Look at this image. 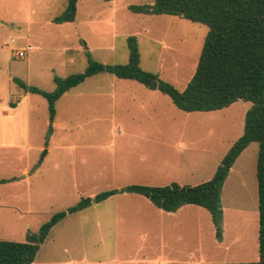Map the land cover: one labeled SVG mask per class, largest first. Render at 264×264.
Returning a JSON list of instances; mask_svg holds the SVG:
<instances>
[{
    "label": "rangeland",
    "instance_id": "1",
    "mask_svg": "<svg viewBox=\"0 0 264 264\" xmlns=\"http://www.w3.org/2000/svg\"><path fill=\"white\" fill-rule=\"evenodd\" d=\"M4 1L6 9L2 12L6 18H12L13 23L0 21V151L18 153H0V161H6L0 163V178L17 174L25 165L29 167L30 185L29 196L23 195L22 190L15 193L17 199L28 202L27 207L22 206L24 213L20 216L9 207H0V238L23 241L27 230L36 231L54 212L77 203L82 197L115 188H72L76 168L80 176L88 165L101 169L90 172L98 175V180L85 184L154 185L164 181L143 173L121 170L112 173L109 163H99L93 156L98 151L142 149L137 145L131 149L119 136L114 139L116 134L110 129V118L106 116L107 105L82 96L96 86L108 85V77L115 75L99 72L64 92L55 102L53 121L49 120L47 99L40 93L25 91L14 79L52 91L55 75L63 78L85 69L86 46L92 49V59L108 64L126 63V37L135 35L140 66L182 90L195 70L207 25L178 15L134 14L128 9L130 4L151 0H111L110 4L106 0H78L76 22L110 19L121 26L114 39L110 34L101 36L92 29H84L83 36L88 42L83 45L73 34L74 24L61 26L34 21L27 26L25 22L32 19L33 14L24 0ZM28 43L31 50L23 58L12 53ZM4 44L8 45L6 49ZM108 44L112 46L113 55L108 56L107 48L96 49ZM250 105V101L238 99L219 110L185 112L178 109L167 94H162L163 132L164 136L170 134L169 140H163V151L188 149L199 159L193 172L179 173L180 183L194 185L212 176L225 151L242 134L244 115ZM48 146L51 152L45 159V154L41 158ZM257 150V142H250L244 150L247 152L242 158L241 181L235 183L232 173L224 181L220 195L221 240L216 239L211 220L207 225L209 212L201 206L191 204L198 206L201 214L192 222V231H184L189 232L185 241L179 224L172 226L162 212L169 244L167 255L170 258L166 259L170 262L167 264L256 260L255 250L249 249L254 248L257 233ZM21 151H25L24 156ZM80 182L82 179L77 183ZM9 194V189H5V193L0 192V198ZM158 213L160 210L146 197L133 193L116 194L92 203L74 216H66L51 229L35 255V264H69L74 260H83L85 264H159L155 255ZM197 227H203L201 234ZM5 231L13 234H2ZM241 247L246 251H240ZM187 252L194 260L186 259Z\"/></svg>",
    "mask_w": 264,
    "mask_h": 264
},
{
    "label": "trees",
    "instance_id": "2",
    "mask_svg": "<svg viewBox=\"0 0 264 264\" xmlns=\"http://www.w3.org/2000/svg\"><path fill=\"white\" fill-rule=\"evenodd\" d=\"M77 0H67L64 10L53 17L54 23L73 21ZM133 13L178 15L207 25L195 70L184 89L161 79L140 66L135 35L126 38V63L108 64L90 57L81 72L63 78L54 76L55 88L45 91L14 80L25 91L40 93L47 99L49 120L55 116V102L71 87L87 77L107 72L118 78L135 80L149 89L167 94L173 104L185 112L212 111L229 106L238 99L251 102L244 115L242 134L220 159L212 176L197 184L172 181L164 185L130 183L82 197L77 203L54 212L36 231L27 230L23 241L0 238V264H32L40 245L51 229L70 214L110 196L133 193L146 197L163 211H175L185 204L205 208L211 217L216 239H222L221 190L226 176L241 151L257 142L256 183L258 212V258L254 261L206 262L202 264H264V0H153L130 4ZM85 43H83L84 45ZM12 105V104H11ZM6 179L0 178V183Z\"/></svg>",
    "mask_w": 264,
    "mask_h": 264
},
{
    "label": "crops",
    "instance_id": "3",
    "mask_svg": "<svg viewBox=\"0 0 264 264\" xmlns=\"http://www.w3.org/2000/svg\"><path fill=\"white\" fill-rule=\"evenodd\" d=\"M106 1L108 4L112 3L111 0H106ZM152 1L153 0H151V2ZM6 3L7 2H5L4 0H0V21L1 22L6 21V23L12 24L13 23L12 18L9 17L6 18V14L2 12L4 9H6V5H5ZM23 3L24 5L29 6V11L31 15L33 14L32 19L28 18L27 21L25 22L27 26H31V24L34 21L37 24L40 23L48 24L50 22H53L52 21L53 17L64 10L67 0H24ZM77 5H78V0L76 4V14L73 21L56 23V24L61 26H64L63 24H67V23L74 24L75 30L73 31V34L77 36L78 40H82V44L83 43L86 44V41L88 42V39H86L85 36H83L85 33L84 29H92L93 32L101 36H103L104 34H110L112 39L116 38V36L118 35L117 29L120 28L121 26H119V23H116L113 20L104 19V20H90L79 23L76 22V16L78 11ZM134 14H138V13H134ZM116 25H118V27H116ZM3 47L6 49L8 45L4 44ZM104 48L105 49L107 48L108 56L113 55L112 46L109 44L106 46L105 45L98 46L96 49L104 50ZM86 49L89 52H91L92 50L90 46H86ZM108 81H109L108 85L96 86L94 89H90L87 92H83L82 96H84L86 100L92 99L95 100L94 102H97L100 105L103 104L107 105L106 116L107 118L108 117L110 118V123H111L110 129L114 131L116 134L114 136V139L117 136H119V138L124 140V144L131 145V149L136 145L142 147V149L135 148L134 151L131 150L130 151H98L97 154L93 156H95L99 160L98 161L99 163L103 161L109 163L110 170L112 173L121 170V172H128V173H143L146 177H156L157 179L164 180L154 185H164L172 181H177L180 183L179 173L193 172L195 170V165L198 163L199 159L195 158L194 151H188V149L181 150L177 148L175 151H163V145H164L163 140H169V135H170L167 134L164 136V132H163V124H162L163 112H162V108L160 107L163 93L160 92L159 90L149 89L145 85L136 82L134 80L132 81L128 79L127 80L118 79L116 77H108ZM53 123L55 125V122ZM246 148L247 146L241 151V153L236 158L225 180H228L230 178L229 174L232 173L233 180L235 181V183L241 181L242 179L241 170L243 169L244 166L243 164L244 160L242 158L245 152H247L244 151L246 150ZM50 150H51V146H48L44 159L51 152ZM21 152H23V156H24L25 151H21ZM203 152L204 151H202V155ZM0 153L6 155H10V154L16 155L18 151H0ZM5 162L6 161L4 159L2 160V162L0 161V163H4V164ZM120 164H122V167L120 166ZM97 168L98 170H95L93 166L88 165V167L84 168L85 173L81 176L77 174V168L74 169L75 175L73 177L74 183H72L73 186L72 188H77L76 186L81 188L124 186L121 184H115L113 186L112 185L104 186L103 184H96V183L85 184L84 182H88V181L93 182L95 179L98 180L97 179L98 175L96 176V174L94 173L90 174V172L93 171H101L99 167ZM6 170L7 169H4V171ZM17 175L18 177L15 178V176ZM182 177L184 176L182 175ZM2 178L8 181L0 185V192L5 193V189H9L10 194L7 197H5L4 195L0 198V207H9L11 210L17 212L20 216L22 213H24L21 212V209H24L22 206L27 207L28 202L27 200L22 201L21 199H17L15 197V193L17 190H22L23 195L24 193H27L28 195V189L30 185L29 167L24 165L17 172V174H13L12 176L2 177ZM186 178H189V176L186 175ZM79 179H82V182L77 183ZM184 183L185 182L180 184H184ZM9 201H13V202H11L8 205ZM159 210H160V213H158L159 219L157 220L156 229H155V241H156L155 255L157 262H159V264H167L170 262V260L168 262L167 261L168 259H166V258H170V256L167 255L169 244L167 243L165 236L164 220L161 219L162 216H164L163 215L164 213L162 212H165V216L167 220H170V224L172 226H175V224H179L180 229L182 231L180 234L185 241L186 236L189 232H184V231H188V229L189 231H192L193 229L192 222L201 214V211H199L198 206L191 204L182 205L175 211H163L162 209ZM74 215L75 214H73V216ZM207 218H208L207 221V225H208L211 220V217L210 219L209 217ZM165 227H169V226H165ZM195 229L200 234L203 231V227H197ZM2 234L12 235L13 232L5 231ZM257 235H258V212H257V233H256L255 241L253 243L254 248L252 250L249 249L250 251L255 250L256 260L258 258ZM243 237L246 238L245 235ZM239 250L246 251L244 250V247L239 248ZM207 256L209 258L212 257L211 255H207ZM186 259L194 260V256H190L189 253L187 252ZM35 262L36 261L34 259L32 264H35ZM197 262L199 263L201 262V264L206 263V261L203 262V260H198ZM70 263L85 264L83 260L80 261L74 260L72 262H69V264Z\"/></svg>",
    "mask_w": 264,
    "mask_h": 264
},
{
    "label": "built area",
    "instance_id": "4",
    "mask_svg": "<svg viewBox=\"0 0 264 264\" xmlns=\"http://www.w3.org/2000/svg\"><path fill=\"white\" fill-rule=\"evenodd\" d=\"M11 41H13V39H11ZM31 50V45L27 44L25 45V47H21V48H17L16 50H14L12 53L15 56H18L19 58H22L25 56V53L27 51Z\"/></svg>",
    "mask_w": 264,
    "mask_h": 264
},
{
    "label": "water",
    "instance_id": "5",
    "mask_svg": "<svg viewBox=\"0 0 264 264\" xmlns=\"http://www.w3.org/2000/svg\"><path fill=\"white\" fill-rule=\"evenodd\" d=\"M46 153V150H44V152H43V154H42V156H41V158L44 156V154Z\"/></svg>",
    "mask_w": 264,
    "mask_h": 264
}]
</instances>
